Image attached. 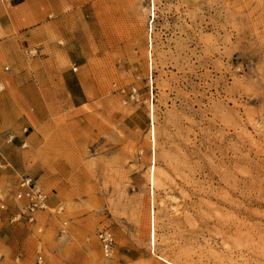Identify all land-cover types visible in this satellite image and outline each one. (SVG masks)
<instances>
[{"label": "rangeland", "instance_id": "obj_1", "mask_svg": "<svg viewBox=\"0 0 264 264\" xmlns=\"http://www.w3.org/2000/svg\"><path fill=\"white\" fill-rule=\"evenodd\" d=\"M68 1L1 60L0 264H264V0Z\"/></svg>", "mask_w": 264, "mask_h": 264}, {"label": "crops", "instance_id": "obj_2", "mask_svg": "<svg viewBox=\"0 0 264 264\" xmlns=\"http://www.w3.org/2000/svg\"><path fill=\"white\" fill-rule=\"evenodd\" d=\"M68 2V0H0V64L1 60L12 58L13 45L18 46L21 29H24L27 21L34 20V23L25 30V34L30 38V42H36L39 38L32 35L48 22L46 15H68L67 9L63 10V6ZM75 76L77 91L70 90L69 96L72 103L81 105L85 103L87 95L82 79L78 74Z\"/></svg>", "mask_w": 264, "mask_h": 264}, {"label": "built area", "instance_id": "obj_3", "mask_svg": "<svg viewBox=\"0 0 264 264\" xmlns=\"http://www.w3.org/2000/svg\"><path fill=\"white\" fill-rule=\"evenodd\" d=\"M154 9L151 8V21L153 19ZM8 69V67H5ZM2 89L1 80H0V90ZM12 136L10 137V139ZM13 197L15 200L21 201L22 206L18 215L14 216L11 220H17L21 215H23L28 222L35 221V213L38 210L45 209L47 207V194L44 189L30 177L23 178L19 181ZM3 207V205H1ZM100 240L102 254L105 258L111 256L113 250L114 239L112 234L107 230H102L98 234ZM1 256V254H0ZM42 256H37V261L40 263Z\"/></svg>", "mask_w": 264, "mask_h": 264}]
</instances>
